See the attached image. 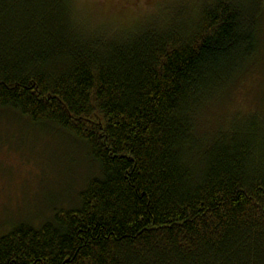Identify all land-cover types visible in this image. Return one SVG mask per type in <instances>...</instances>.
I'll list each match as a JSON object with an SVG mask.
<instances>
[{
	"label": "trees",
	"instance_id": "1",
	"mask_svg": "<svg viewBox=\"0 0 264 264\" xmlns=\"http://www.w3.org/2000/svg\"><path fill=\"white\" fill-rule=\"evenodd\" d=\"M263 24L264 0H169L120 28L0 0V112L97 166L76 207L0 236V264H264Z\"/></svg>",
	"mask_w": 264,
	"mask_h": 264
},
{
	"label": "rangeland",
	"instance_id": "2",
	"mask_svg": "<svg viewBox=\"0 0 264 264\" xmlns=\"http://www.w3.org/2000/svg\"><path fill=\"white\" fill-rule=\"evenodd\" d=\"M168 1L74 0V4L84 18L120 28L146 19ZM247 104V95L239 96L231 111L248 112ZM95 173L97 166L83 143L57 129L32 126L0 112V236L21 222L46 220L54 207H76L79 191Z\"/></svg>",
	"mask_w": 264,
	"mask_h": 264
}]
</instances>
